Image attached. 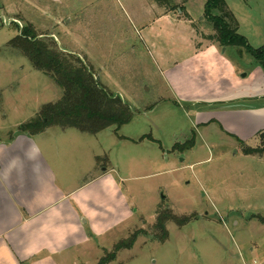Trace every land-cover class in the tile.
Instances as JSON below:
<instances>
[{"label": "rangeland", "instance_id": "rangeland-1", "mask_svg": "<svg viewBox=\"0 0 264 264\" xmlns=\"http://www.w3.org/2000/svg\"><path fill=\"white\" fill-rule=\"evenodd\" d=\"M3 1L0 142L48 131L45 136L60 141V153L66 154L72 140L63 134H79L91 141L84 160L91 162L92 153L109 158L134 208V217L75 252L69 264H264V142L259 134L241 141L220 125L198 128L196 111L208 106L176 101L191 89L200 96L195 89L206 82L219 85L229 62L240 80L261 77L263 69L246 47L209 39L217 33L205 13L208 0H175L174 10L157 0ZM227 3L238 32L254 48L264 46V0ZM30 25L55 51L90 66L103 86L129 104L133 119L97 138L61 123L22 129L63 95L53 78L9 46ZM212 43L214 50L207 51ZM143 135L156 141H140ZM192 139L193 148L176 147H188ZM245 145L260 151L247 155ZM164 208L196 218L184 226L168 222L163 240L157 219Z\"/></svg>", "mask_w": 264, "mask_h": 264}, {"label": "crops", "instance_id": "crops-1", "mask_svg": "<svg viewBox=\"0 0 264 264\" xmlns=\"http://www.w3.org/2000/svg\"><path fill=\"white\" fill-rule=\"evenodd\" d=\"M4 7L0 0V10ZM215 45L212 43L207 51L214 50ZM227 65V78L219 85L206 82L195 89L200 96L191 89L192 93L181 92V99L176 101L204 102L208 108L196 111L198 128L220 125L244 141L264 131V94L260 92L264 69L257 79L240 80L234 66L230 62ZM184 79L185 71L182 82ZM47 132L21 133L11 141L0 142V264H69L75 252L135 216L120 181L113 176L115 166L109 158L102 160L101 153H92L91 162H86L83 149L91 141L74 132L63 134L71 137L72 151L60 153L62 143L47 138ZM100 132L84 133L97 138ZM89 173L94 174L81 182Z\"/></svg>", "mask_w": 264, "mask_h": 264}, {"label": "trees", "instance_id": "trees-1", "mask_svg": "<svg viewBox=\"0 0 264 264\" xmlns=\"http://www.w3.org/2000/svg\"><path fill=\"white\" fill-rule=\"evenodd\" d=\"M157 2L163 6L169 5L168 10L176 9L173 4L175 0H157ZM205 13L217 33L209 36V39L216 40L221 46L246 47L264 69V46L254 48L249 44L248 39L238 32L239 21L227 0H208ZM26 27L20 28V34L9 41V46L20 50L34 69L53 78L62 88L63 95L57 101L45 104L36 116L22 125V129L61 123L81 132L95 134L113 125L120 128L133 119L134 112L129 104L103 86L90 66L79 58L55 51L53 44L41 39L32 25ZM259 136L264 142V131L260 132ZM145 138L153 140L149 135L143 136L141 140ZM194 142L195 140L192 139L188 147L179 144L176 147L184 151L192 148ZM243 151L248 155L257 154L260 150L245 145ZM194 218H196L195 214L180 217L170 208H164L159 212L157 219L158 228L163 231L162 239L167 238L168 222H176L184 226Z\"/></svg>", "mask_w": 264, "mask_h": 264}, {"label": "water", "instance_id": "water-1", "mask_svg": "<svg viewBox=\"0 0 264 264\" xmlns=\"http://www.w3.org/2000/svg\"><path fill=\"white\" fill-rule=\"evenodd\" d=\"M97 80H99V77L97 78Z\"/></svg>", "mask_w": 264, "mask_h": 264}]
</instances>
